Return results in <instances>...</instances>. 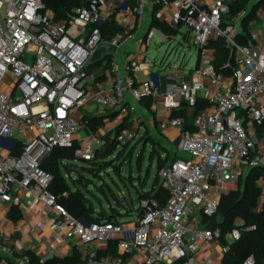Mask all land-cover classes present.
Here are the masks:
<instances>
[{
	"label": "built area",
	"instance_id": "built-area-1",
	"mask_svg": "<svg viewBox=\"0 0 264 264\" xmlns=\"http://www.w3.org/2000/svg\"><path fill=\"white\" fill-rule=\"evenodd\" d=\"M152 9L155 19L176 33L187 25L193 33L188 40L198 50L194 70L185 73L174 63L175 84L165 92L152 79L138 80L134 59L121 68L118 52L127 38H136L134 33L103 39L99 27L113 14L141 18ZM227 11L225 0H135L134 7L121 10L115 0H86L63 22L55 20L44 0H0V264H7L6 258L33 264L28 253H35L24 237L9 230L14 209L22 221L31 220L28 237L48 233L49 254H35L37 264L57 257V247L72 239L81 244L79 250L101 246L84 252L83 264H223L230 245L255 229L239 217L224 235L203 225L204 217L218 214L223 194L236 189L252 169L264 168V152L256 143L258 136L264 139V8L247 32L242 25L246 12L225 21ZM156 35L172 38L162 26H150L147 48ZM219 39L229 51L221 71L214 65L213 43ZM101 46H108L101 59L110 55L104 84L87 68ZM145 98L169 115L160 128H173L180 138V156L159 170L167 198L163 203L142 199L134 220L85 224L51 192L54 176L42 163L55 148L77 144L75 159L89 162L108 144H132L139 136L136 118L130 128L109 136L103 128L89 131L84 116L109 110L123 122L136 116ZM199 99L208 106L196 114L191 131L172 113L186 104L193 114ZM82 130L88 134L79 140ZM257 185L256 211L264 215V174ZM111 241L117 255L100 253ZM244 264H254L253 256Z\"/></svg>",
	"mask_w": 264,
	"mask_h": 264
},
{
	"label": "trees",
	"instance_id": "trees-1",
	"mask_svg": "<svg viewBox=\"0 0 264 264\" xmlns=\"http://www.w3.org/2000/svg\"><path fill=\"white\" fill-rule=\"evenodd\" d=\"M131 5H134L135 0H129ZM47 8L52 10L55 14V20L57 21H68V14L74 9L86 4V0H44ZM228 11L223 15L225 21H230L232 18L237 16L240 12L247 11L248 0H235L233 2L227 3ZM156 10V8H155ZM258 10V5L252 6L244 17L242 25L247 32V27L249 22L257 18L256 12ZM154 15V14H153ZM163 23L157 21L155 17L152 19L151 26H162L164 30L169 34H175L176 31L162 25ZM101 30V35L103 39L112 38L118 32H122V29L116 23V21H107L99 26ZM213 45L216 48L215 62L214 65L217 70L221 71V66L224 62L228 60L229 51L227 50L224 41L222 39L216 40ZM110 55L106 54L102 59H93L92 63L88 65V70L93 72L96 68L102 70L97 76V80L101 81L105 78V71L109 67ZM147 106L150 105L151 99L145 98L142 101L146 102ZM207 103L201 99L198 100L196 107L194 108L193 114L188 113L186 104L180 109H175L172 113V117H182L185 119L186 128L193 131L195 129L194 119L196 114L207 107ZM84 121L88 122L89 131L97 132L103 127L104 121L102 116L90 117L89 115L84 116ZM125 126L118 127L116 131H121ZM261 129L259 130V132ZM129 145L122 146L120 151H117L118 145L116 143L108 144L96 151L94 160L85 162L87 164L86 168L83 170L90 174V178L79 175L78 179H74L72 173L75 171L72 168V162L75 159V151L77 144L71 148H55L51 155L42 163V168L50 172L54 176V180L50 186V190L56 197H58L59 203L68 212L79 219L85 224H90L92 222L98 221H118L122 217V213L119 207H124V204L120 202L114 195L113 190L109 187L110 193L116 199L117 207L111 206L109 212H105L104 209L96 210L90 198H88L81 187H85L88 190V185L93 184L95 179L102 180V174L108 173L110 169L118 175L121 174L118 162ZM159 151L157 145L154 146L150 154V159L153 160L154 152ZM131 149L127 154V157L131 155ZM144 156L143 153L138 157V164L141 167L142 160ZM178 156L173 157L169 160V155L164 159H159L157 163V170H160L167 164L174 161ZM149 174V173H147ZM264 174V168H254L249 174L239 182L236 189L231 190L227 194H223L219 202L218 214L214 217L203 218V225L207 229L219 228L222 235L231 230L235 224V218L239 217L243 219L245 225H254L255 229L250 232H244L241 238L230 245L229 251L223 258V264H244L246 259L250 256L254 258V264H264V215L256 211L258 198L260 196V188L257 185L258 179ZM68 178L72 182V186L68 184ZM131 180L133 179L130 177ZM147 178L141 182L142 189H138L139 201L142 199L154 198L159 203H163L167 198V192L163 190L160 186L158 190H144ZM153 185V184H152ZM98 189L105 193V189L102 185L97 186ZM68 192V196L64 197L62 194ZM130 213L127 211L126 214ZM21 218V214L17 209L13 210L11 219L13 222H17ZM102 254L111 253L117 255V245L115 241L109 242L108 248L105 251L100 252ZM33 264L38 263V258L33 253H28ZM81 254L74 250L71 257H54L48 260L45 264H83ZM14 264V262L12 263Z\"/></svg>",
	"mask_w": 264,
	"mask_h": 264
},
{
	"label": "rangeland",
	"instance_id": "rangeland-1",
	"mask_svg": "<svg viewBox=\"0 0 264 264\" xmlns=\"http://www.w3.org/2000/svg\"><path fill=\"white\" fill-rule=\"evenodd\" d=\"M192 34V31L187 25H182L178 32L169 40L164 41L158 35L153 38L144 57H146L147 62L154 65V74H157V72L163 75L169 74L174 63L177 61L179 65L184 68L185 73L194 70L198 61V50L193 47L188 40V37L192 36ZM137 124L140 130H142L141 128L146 129L145 132L142 130L138 138L124 149L121 159L117 161L121 174L118 175L110 169L108 173L102 174V180L95 179L93 184L88 185V190H86L85 187H81L85 195L90 198L93 203L92 206H94L96 210L104 209L105 212H109L111 206L117 207L116 199L110 193V187L117 199L124 204V207H119L123 214L121 217L124 219L123 221L134 220L136 218V211L140 206L137 191L138 189H142L140 183L143 182L147 176H149V178L145 183L144 190L147 191L150 188L158 190L160 188L159 170H157L159 159H164L167 155H169V160L175 156H180L178 150L179 140L177 142H172L169 148H167L160 143L159 136H157L148 125H145L144 121L140 122L137 118ZM102 130L105 132L104 129ZM87 134V131L82 130L78 134V139L84 140ZM155 145H157L159 151L154 152V158L151 160L150 154ZM121 149L122 147L118 146L117 151ZM130 149L132 153L127 157ZM141 153H143L144 158L140 167L138 164V157ZM70 163L75 170L72 175H70L74 179H78L79 175L85 176L86 178L91 177L89 173L83 170V168L87 167L84 161L74 159ZM130 177L133 179L131 180ZM68 184L72 186L70 178H68ZM100 185L104 187L105 193L97 188V186ZM126 211H130V213L125 214Z\"/></svg>",
	"mask_w": 264,
	"mask_h": 264
},
{
	"label": "crops",
	"instance_id": "crops-1",
	"mask_svg": "<svg viewBox=\"0 0 264 264\" xmlns=\"http://www.w3.org/2000/svg\"><path fill=\"white\" fill-rule=\"evenodd\" d=\"M205 2H210L211 0H204ZM228 2H233V0H225V4L227 5ZM135 5V2H134ZM132 6L129 0H115V6L117 7V10L121 9H130ZM258 5V10H261L264 8V0H248V9L245 16L249 12L250 8L252 6ZM154 11L150 10L147 12V14L141 18L136 17L135 15L131 13H125L124 15L120 14H113L111 17H109L108 21H116V23L119 25V27L122 29V31L126 33H134L136 38L126 39L124 41L123 46L118 52V61L122 69H124V66L132 59H134L138 63V71H137V78L139 81L146 80V79H152L155 81L156 85L159 87L161 92H165L167 90H170L173 88L175 84V79L173 77L172 71L169 72L167 75H163L160 72H157V74H154V65L147 62L146 57L144 55L146 54L148 48L145 44V35L148 31L149 27L151 26L152 19L154 17ZM256 27L261 28L262 27V20L258 17L256 20ZM176 34V33H175ZM175 34H172L174 36ZM95 77L97 80V76L102 72L99 68L95 71ZM105 78H103L101 81L97 80V83L104 84L108 77H107V70L104 72ZM146 102L141 103L138 113L136 116H133L132 118H126L123 122H119V118L117 116V113L111 112H105L103 110H96L95 115H90V117H97L102 116L104 125L102 130L103 135H111L118 127L125 126L124 129L130 128L132 126V120L136 118L139 119L140 122L144 121L145 125H148L153 132L157 136H159L160 143H162L163 146H166L169 148L172 142H177L179 138L178 132H176L173 128H168L166 130H162L160 128V124L162 121H164L169 115L166 113V111L161 107V105H154L151 101L150 105L147 106ZM141 117V118H139ZM138 127V124H137ZM100 128V129H102ZM141 128V127H140ZM139 129V128H138ZM144 132L145 129L141 128ZM142 130L139 129V135L141 134ZM158 131V132H157ZM105 133V134H104ZM153 134V133H151ZM256 143L258 148H261V152H264V139H262L260 136L256 138ZM179 144V142H178ZM31 223V220H18L17 222L8 223V227L10 232L13 234L14 237H24V242L26 247H29L32 249V251L36 255H44L47 256L49 254V248H48V240L49 236L48 233H38L37 235L33 237L27 236V225ZM27 236V237H25ZM81 244L76 240H68L64 244L59 245L56 249L55 255L57 257L65 258V257H71L73 255L74 250H77L81 256L84 252L87 250H95L100 245L93 244L89 246L87 250L85 248H82V250H79L81 248ZM5 262L7 264H12L13 260L11 258H6Z\"/></svg>",
	"mask_w": 264,
	"mask_h": 264
},
{
	"label": "water",
	"instance_id": "water-1",
	"mask_svg": "<svg viewBox=\"0 0 264 264\" xmlns=\"http://www.w3.org/2000/svg\"><path fill=\"white\" fill-rule=\"evenodd\" d=\"M108 51V46H101L95 53V58L97 60H100L101 59V55L102 53L104 52H107Z\"/></svg>",
	"mask_w": 264,
	"mask_h": 264
}]
</instances>
